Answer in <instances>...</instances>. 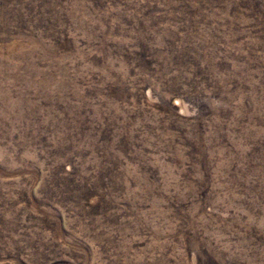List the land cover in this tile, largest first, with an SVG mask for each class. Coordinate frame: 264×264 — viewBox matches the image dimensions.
Masks as SVG:
<instances>
[{
    "label": "rangeland",
    "instance_id": "rangeland-1",
    "mask_svg": "<svg viewBox=\"0 0 264 264\" xmlns=\"http://www.w3.org/2000/svg\"><path fill=\"white\" fill-rule=\"evenodd\" d=\"M0 264H264V0H0Z\"/></svg>",
    "mask_w": 264,
    "mask_h": 264
}]
</instances>
